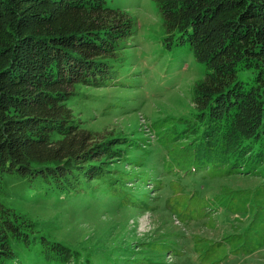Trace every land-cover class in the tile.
<instances>
[{
  "label": "trees",
  "instance_id": "trees-1",
  "mask_svg": "<svg viewBox=\"0 0 264 264\" xmlns=\"http://www.w3.org/2000/svg\"><path fill=\"white\" fill-rule=\"evenodd\" d=\"M153 1L168 40L188 42L208 69L195 86L192 115L148 125L166 153L162 169L179 182L206 169L212 178L260 176L254 192L246 188L227 206L234 214L251 209L255 220L264 211V0ZM133 22L119 0H0V264H96L92 252L51 237L15 201L66 193L113 207L156 208L148 185L162 181L153 175L155 163L147 166L152 143L141 133L100 135L78 108L90 102L111 114L125 106V97L108 90H121L116 74ZM178 189L180 200L169 209L195 220V194ZM174 243L148 242L156 251L108 259L167 264L162 256L179 248Z\"/></svg>",
  "mask_w": 264,
  "mask_h": 264
},
{
  "label": "rangeland",
  "instance_id": "rangeland-1",
  "mask_svg": "<svg viewBox=\"0 0 264 264\" xmlns=\"http://www.w3.org/2000/svg\"><path fill=\"white\" fill-rule=\"evenodd\" d=\"M119 2L134 22L129 45L123 50L116 74L121 90L109 89L108 92L112 97H125V106L111 114L90 102H82L78 108L88 128L100 135L133 137L141 133L152 143L153 152L147 166L153 167L155 163L153 175L162 181L159 188L153 189L152 183L148 185L151 188L150 206L156 208L113 207L98 202L99 197L66 193L46 202L38 199L15 201V206L39 221L41 229L51 237L92 252L96 264H123L120 260L112 263L108 258L120 253L135 257L156 251L146 248L145 243L160 240H169L179 246L172 247V252L162 256L167 264H264V211L251 220V209L248 213L234 214L227 208L238 199L239 193L254 192L262 178H212L206 169L197 174L196 180L189 175L180 182L173 180L174 177L162 169L161 161L166 153L157 149L155 137L148 127L151 121L165 116L177 118L193 114L194 89L197 82L205 78L206 65L197 59L188 42L168 40L165 20L153 0ZM130 165L131 162L125 165L126 170ZM205 174L207 176L202 179ZM223 187H229V194L224 195L225 202L218 205L215 196L222 193ZM178 188L185 189L184 195L195 194L198 206L190 207V212L197 210L195 220L182 221L169 209L180 200ZM241 202L242 199L238 204ZM203 251H211V254L201 257ZM24 261L29 264L27 258Z\"/></svg>",
  "mask_w": 264,
  "mask_h": 264
}]
</instances>
